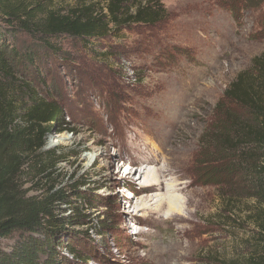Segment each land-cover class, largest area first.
<instances>
[{
    "label": "rangeland",
    "instance_id": "1",
    "mask_svg": "<svg viewBox=\"0 0 264 264\" xmlns=\"http://www.w3.org/2000/svg\"><path fill=\"white\" fill-rule=\"evenodd\" d=\"M7 3L29 7L37 0H0V19ZM47 4L64 11L75 0ZM163 4L164 22L125 27L93 47L64 36L53 41L61 50L55 53L22 32L12 39L40 53L32 80L63 106L69 123L46 147L69 153L59 183L88 174L80 190L93 202L72 198L71 206H57L59 218L78 208L88 216V225L67 227L69 237L57 248L62 264H229L247 256L257 232L245 221L253 201L225 206L219 188L198 179L196 161L225 91L264 53V3L236 14L220 0ZM131 170L137 173L130 180ZM160 170L163 185L144 188ZM170 195L180 198L178 214L169 211ZM139 205L144 209L136 211ZM228 216L235 221L226 223ZM14 241L0 245L8 250Z\"/></svg>",
    "mask_w": 264,
    "mask_h": 264
},
{
    "label": "trees",
    "instance_id": "2",
    "mask_svg": "<svg viewBox=\"0 0 264 264\" xmlns=\"http://www.w3.org/2000/svg\"><path fill=\"white\" fill-rule=\"evenodd\" d=\"M48 1L17 8L7 3L1 11L5 18L0 19V240L15 241L8 250L0 245V264H62L57 248L69 237L67 227L88 225V216L78 208L68 219L59 218L57 206H71L72 198L87 205L93 202L80 190L87 185L88 174L70 175L71 183L65 186L58 181L59 164L69 153L46 147L52 134L70 130L69 123L63 106L44 96L32 80L40 72V53L18 45L14 36L25 33L59 53L53 41L61 37L93 47L92 42L119 36L125 27L155 26L169 15L163 0H102L104 5L75 0L64 11L49 7ZM220 3L236 14L259 8L264 0ZM216 110L202 137L196 174L206 185L219 188L227 207H234V201H253L245 221L251 220L257 232L246 243L247 256L229 264H264V53L238 74ZM229 220L235 221L232 216L224 221Z\"/></svg>",
    "mask_w": 264,
    "mask_h": 264
},
{
    "label": "bare ground",
    "instance_id": "3",
    "mask_svg": "<svg viewBox=\"0 0 264 264\" xmlns=\"http://www.w3.org/2000/svg\"><path fill=\"white\" fill-rule=\"evenodd\" d=\"M60 138L61 139H65L63 137H60ZM53 144H55V142H53ZM164 171L165 170H160V172H158L157 176L156 177L153 176L152 179H149L148 180L147 178H145L146 185L144 186V188L156 189V188L160 187L161 185H163V182L161 181V177L162 176L160 174H162L161 172H164ZM118 173H121V171H119ZM136 173H137V171L131 170V171H129L127 173L126 178L128 177V179L131 180L132 179V176L133 175L135 176ZM163 175H164V173H163ZM140 179H141V177H140ZM134 194H136V192ZM179 199L180 198L177 197V196H173V195H170L169 196V198H168L169 211H171V212H177V214H178V212L181 211V201ZM128 203H131V201L128 200ZM144 206L145 205H139L135 209H136V211L137 210H143L144 209Z\"/></svg>",
    "mask_w": 264,
    "mask_h": 264
}]
</instances>
